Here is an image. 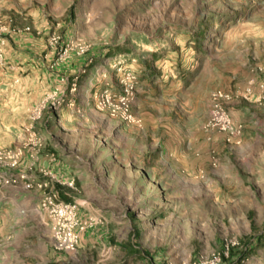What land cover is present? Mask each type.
Wrapping results in <instances>:
<instances>
[{"label":"rangeland","instance_id":"obj_1","mask_svg":"<svg viewBox=\"0 0 264 264\" xmlns=\"http://www.w3.org/2000/svg\"><path fill=\"white\" fill-rule=\"evenodd\" d=\"M42 19L55 59H80L82 73L95 66L114 85L99 92L124 96L123 79L135 76V122L95 104L113 126L98 129V148L82 147L95 154L96 182L115 186L81 190L96 199L77 206L83 231L111 220L114 236L135 240L155 264H264V0H0V62L7 30ZM63 90L29 113L23 152L42 151L34 143L60 130L46 131L45 113L71 95L34 116ZM220 93L236 136L208 124Z\"/></svg>","mask_w":264,"mask_h":264},{"label":"crops","instance_id":"obj_2","mask_svg":"<svg viewBox=\"0 0 264 264\" xmlns=\"http://www.w3.org/2000/svg\"><path fill=\"white\" fill-rule=\"evenodd\" d=\"M43 21L30 30L15 26L6 32L4 62H0V150L26 146L28 138L23 128L29 124V113L52 90L64 88L63 96L71 95L73 101L56 112L50 109L45 113L51 122L45 125L46 131L54 122L60 130L47 131L46 140H39L47 147L37 158L30 147L17 166L0 164V264H155L135 240L116 238L108 219L102 225L80 230L74 252L55 248L51 219L41 206L45 191H57L62 200L75 203L80 212V206H92L96 201L91 194L83 198L81 190L90 193L94 189H114V180L110 185L96 182L94 171L99 167L93 166L95 154L83 148L89 142L98 148V129L113 126L112 120L94 108L95 92L103 84H112L105 78L99 80L95 66L82 73L86 63L80 59H55L56 50L49 47L46 38L50 28ZM185 123L182 125L188 128ZM180 135L178 143L187 147V136ZM126 169L129 172L131 168ZM111 173L113 176L114 170ZM72 180L74 186L68 184ZM27 184L32 187L27 188ZM123 186L117 185V191ZM135 252L138 259L132 261L131 253Z\"/></svg>","mask_w":264,"mask_h":264},{"label":"built area","instance_id":"obj_3","mask_svg":"<svg viewBox=\"0 0 264 264\" xmlns=\"http://www.w3.org/2000/svg\"><path fill=\"white\" fill-rule=\"evenodd\" d=\"M134 79L135 76L131 71L126 75V78L123 79V82H125L124 96L117 95L108 88L102 92H95L94 101L97 108L101 111L108 112L111 117L119 118L130 123L135 122V118L131 112V102L134 99V89L132 86ZM63 92L57 93L59 99L56 102L54 96L46 98L43 106L38 107L34 119H39L42 116V112L52 99H54L52 104L55 110L61 107V105L65 103ZM222 97L223 95L221 93L216 95V101L212 107L208 124L212 128H219L222 131L229 132L236 136L242 132L241 126H235L231 117L223 108L220 102V98ZM34 145L39 147L42 144L37 141ZM23 153L22 148L3 149L0 151V164L7 167H15L20 163ZM34 154L37 158L39 155V150L37 148ZM1 178L2 177H0V179ZM68 184L74 186L75 182L72 180L68 182ZM26 187L31 188L32 185L27 184ZM43 187L45 186L41 185V188ZM41 206L48 212L51 219L55 248L59 251L74 252L79 244V231L85 228L78 218L77 205L62 200L57 192L45 191L41 200Z\"/></svg>","mask_w":264,"mask_h":264}]
</instances>
